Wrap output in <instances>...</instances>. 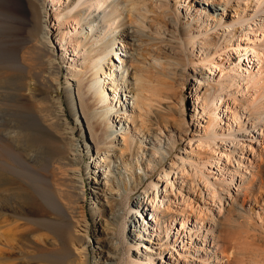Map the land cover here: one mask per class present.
<instances>
[{
	"label": "rangeland",
	"instance_id": "rangeland-1",
	"mask_svg": "<svg viewBox=\"0 0 264 264\" xmlns=\"http://www.w3.org/2000/svg\"><path fill=\"white\" fill-rule=\"evenodd\" d=\"M6 1L8 0H0V4H3L4 2L6 3ZM63 1L67 2V0ZM178 2H180L179 15L181 17L179 29L176 30V27L178 26L175 24L168 25L165 21L163 22L162 20L157 19L153 21L151 20L150 22L148 18L137 15L136 23L133 26L135 27V30L139 31V34H137L138 36L136 38L137 51L133 56L134 58L129 59V65L126 69L114 60H110L111 66L115 67L119 72V81L121 84V91H117L116 89L115 92H117V95H112L111 93V99L116 97L121 100V103L125 102V105L120 109L115 106V103H111V105L113 104L112 110L114 111V114L118 113L119 115L111 117V114H109L108 123L104 122V124L100 125L95 121L97 115L102 114L105 110L104 107L106 108V104H99L98 99L96 98V93L94 94V91L88 88V85L91 84L90 81L92 80V74L89 69L91 57L84 62V60L77 58L75 52L71 51L68 53L67 47L62 52L58 51L60 45L56 42L57 40L54 35L51 39V42L53 41L51 48L56 51V54L59 52V54H57V65L53 66L47 55L40 52L34 59V66L36 69L33 70V73L35 75H30L26 79L30 85V89H33V94L35 93L36 95L35 99L29 98V94L27 93V99L19 101L18 96H16L19 90L17 79L14 81V79L0 78V147L6 148L8 153L7 157L4 156L3 159L5 163H11V171L20 170L21 173L23 172L26 175H24L25 179L22 177L15 178V176H12L9 173L0 176V264H110V261L107 260L109 253L105 247L108 241L107 239L112 236L108 226H106L110 220L107 214V212H110V208L107 207L106 199L103 197L104 195H109L106 194V191H108L106 190L107 187L104 185L100 187L96 182H101L105 178L103 174L105 175L106 172H110L111 174V171L113 172V178L115 177L114 179L116 181H122L123 184L126 183L131 186L134 185L135 180L130 176L131 173L125 171L122 166L117 168L119 165L118 163H112L109 166L110 168H105L100 157L104 156L105 149H107L112 156L114 148L126 149V144L131 146L132 142L134 143L133 149L135 150L138 149L140 141H143L145 146L152 147L148 143L149 141L146 142V131L139 130L141 123L138 121L137 117H134L135 114H133L135 109H132V95L137 90L138 78H141L142 75L143 77L144 75H148L149 72L154 73L156 71H161V66L166 67V69L171 72V77L173 78L171 82L173 85H176H174L175 90L179 92L180 89L183 90V85L181 84H186V90L181 94L183 100L182 97L180 98V96H178L171 98L158 106L159 108H169L167 113L168 120L170 121L168 128H166L162 118L158 122L151 117L152 115L144 118V120H146L145 126L152 128V132L155 131L154 129L162 130L164 137L171 138L177 142V149L171 157L165 160L163 165L159 166V169L156 170L152 179L158 178L162 174L163 169L169 171L172 159L176 161L177 166L181 164L179 161L180 158L188 159V154L191 151L189 145L191 137L186 135L188 129L193 130V133L196 135L203 134V131L200 132L196 126L197 123L200 122L202 126L206 124L204 121L200 120L199 114L193 112L194 107L197 105V101L192 99V95H194V90L198 87L200 82L202 84H213V82L210 81L212 78L206 68L202 69L197 67V71H194L191 66L192 62H197L200 58V56H198L199 47H196L193 51V49L189 48L186 44L185 46L182 45V42L185 41L183 30L185 26H189V28H187L188 30H193L199 27L201 28L203 22H206V18H209L211 14L209 6H202V0H178ZM156 3L163 4V12L168 16L174 17L175 12H177V0L149 1L151 6H154ZM118 4L123 5L120 6V10L127 5L124 0H112V3L110 2L109 7L105 12L109 13L111 9ZM246 6L247 5L244 4L241 5L244 9ZM204 8L208 9V11L203 10ZM33 11L34 10L28 6L26 0H21V7L16 10H10L5 6H0V16L3 17V19L0 20V23H4L5 28L11 29L12 41L14 43L12 53L19 61H21L25 51L32 46V44L27 42L32 39V31L38 28V25L36 24V15ZM87 11L88 10H84L83 16H81V19H83V25L81 24L80 31L83 29L82 44L84 45H82L83 50L80 51V54L88 53L91 56V54L94 53V48H97V45L93 40L105 35L106 32L103 28L104 25L102 22L104 12H101L99 16L98 14H95L97 15V19L93 25L91 23L88 24L87 22L88 20L85 16L88 14ZM186 14L189 16L187 17ZM230 14L233 16L234 11L230 12ZM196 16L197 20L191 24L192 18H196ZM126 17V14H123L121 20H124V25L119 30L108 35L104 41H101V44H107L109 42H113L114 44V42H117L114 44L115 50L112 53L113 58L119 55L118 50H120V48L118 47V43L128 40L126 37V31L128 28ZM149 17L153 19L152 16ZM53 25L54 23L51 24V27ZM123 34L125 36H123ZM71 47L76 48L75 42H73ZM262 50L264 52V45ZM60 53L66 55V60L60 58ZM224 57L225 62L228 61V59L232 61L235 60L233 57L229 58V56L226 55ZM8 58L11 57L0 56L1 61ZM230 62L225 63V68L229 71H231L233 67V65L230 66ZM74 65H76V71L70 72L73 70L72 67ZM143 71H148V73ZM58 73L61 74L60 79H58L60 75L57 76ZM74 74H79L78 76L76 75V81H73V77H75L73 76ZM28 78L30 79L28 80ZM100 79L104 82V77H101ZM107 81L108 80H106V82ZM68 86H70V88H68ZM106 86H108V89L112 87L108 84ZM202 86L206 87V85ZM34 90L36 92H34ZM233 97L237 102L243 101L242 95L240 96L237 93H234ZM183 102L184 105H182ZM60 105L64 108L61 112L58 111ZM108 106L109 105H107V107ZM229 106L232 107L231 101L229 102ZM20 107H26V110H29L28 114L21 112ZM226 109L225 105L221 107V110L224 112ZM159 111L162 110L159 109ZM33 113L48 115L53 121H61L60 124H64V122L68 120L76 129V138H74L75 144L80 143L81 139H83L86 145H89V147L93 150L95 149V151L97 150L100 154L97 161L99 165L103 167H96L95 162H93L95 158L91 155L86 156L83 153L80 158H74V155L71 154L66 142L55 132L43 131L42 129V131L38 133L29 131L26 127L28 119L25 117L30 115V119ZM124 114L128 115L129 121H124V117H120L124 116ZM160 115H163V111L160 112ZM213 116L216 117V111ZM79 118L81 119V122L83 121L84 126H81ZM262 119H264V116ZM108 124L113 127V130L118 131L119 135L117 136V141L108 140V146L105 148L100 144V141L106 134L105 125ZM222 126L227 133V126ZM263 126L260 125L257 129L253 128L251 136L243 135L239 138L241 144L245 146L243 154H240V152L237 151L235 155L229 157V161L227 158L222 159L221 166L224 171L223 176H219L218 171L215 168L207 166L206 170H204V175H201L200 178L196 179L195 185L197 188L196 191L193 190V193L190 191L191 182L185 183L184 186L180 185L182 178L179 177L180 174L178 172L171 177V181L174 183V196L170 195L171 189H167V194L170 196L169 199L174 202L170 203V213H172L171 216H175L176 223L170 221L167 215L165 217L166 226L180 229L181 226L179 224L183 223L187 229H191L193 225L198 227L196 229L203 226V229L200 235L197 236V239L193 236L191 237V239H193V247H195L191 252L183 251L185 250L184 248H189V245L187 244V242H189L188 236H186L187 238L182 239L181 244L175 245L174 237L170 235L169 244L171 251L170 254H165L163 258L165 263L200 264L194 259H199L200 257L204 258V254L197 252L196 250L204 246V244H208L214 236L213 234H216L219 231H228L227 226L230 225L229 222L231 223V221H228L230 220L229 217H234V219L237 218L239 221H242V214H240L239 208L233 209L230 207L232 202L229 196H235L238 193L234 188H241V180H243V184L251 182L252 173L260 172L264 179V136L259 134L261 131L260 129H263L261 132L264 134ZM95 127H97L98 134H95L94 132ZM144 135L146 136L144 137ZM151 143L160 147L157 145L156 140H153ZM194 143L193 148L197 146V144L194 145ZM225 143L227 149L224 152H226V155H229L234 148L231 143L226 142V139ZM225 143L218 144L216 148L215 146H211L209 148V153L211 154L218 150H224L221 148V145H224ZM29 146L32 148H29ZM129 146L127 149H129ZM162 148L163 151H170V147L166 145V143L163 144ZM73 149H76V146H74ZM81 149L83 148L81 147ZM184 150L187 153H184ZM143 152L147 154L151 153L148 149ZM126 154L127 159H130V162L133 165L135 177L140 176V174L143 173V170L138 168L137 160L133 158L132 151H127ZM218 155L219 153H217V156ZM240 155H242V159H240ZM16 156L20 158L19 161L22 164L21 166L19 163L16 161L14 162L11 159L17 158ZM8 157L10 158L8 159ZM146 157L148 159V156ZM110 159L113 158L111 157ZM142 160L144 159L140 154L139 162L141 167L144 168V161L142 162ZM238 160L241 162V166H239ZM86 164L90 165L89 170H86ZM79 165L83 167V175H85L86 200L84 199V195L78 189L80 184L77 182L75 185L71 178L73 174L71 169L78 167ZM187 170H189V172L191 171L189 167H187ZM66 175H68L67 179ZM64 177L65 180H63ZM231 177L235 179V182L233 187L229 188V196L227 194L222 195L224 197L222 204L218 200L214 203L211 197H209L211 196L209 193H212V190H214L213 188H210V185L222 181H227V184L230 185ZM206 178H208V182L206 181ZM152 179L143 178V181L138 184L136 190L131 193L128 204H126L125 219L123 220V225L121 227L123 230L121 229L120 250L118 251L124 256L123 264H127L129 261L128 248H131V245L136 246L137 250H133L132 253L133 255H136L137 253V255L140 256L141 264H147V260L144 259V256L146 254H151L146 252L147 248H154L155 243L152 244L147 241L148 239H152L149 237L148 233H153L151 227L154 229L155 223L151 221V219H153L154 216L148 211L138 213V211L133 210V214L135 215L132 217V214H130V210H132L136 199L150 188V182ZM76 181L78 180L76 179ZM31 184H34L38 189L41 187V190L48 192L47 194H54L56 197L53 199V205L56 208L54 206L52 208L45 203H42L41 200H37V203L34 205V209L39 218L49 221L47 226L38 227L34 224L27 223L21 219L20 213L18 211L16 212L17 209H20L21 205L26 206V201L30 198L31 189L29 186ZM165 187L166 182H163L158 188V201L160 202H162L163 199L162 193L166 192ZM215 189L220 191V188L218 187H215ZM179 191L183 193V198L188 201V203L182 201V197L178 195ZM149 192L151 195L154 193L153 197L155 201V191L149 189ZM175 195H178V201L175 200ZM114 196L116 198L119 197V195ZM165 200V205H167V199ZM242 201L243 200L241 199V202L239 203H242ZM185 203L188 205L187 213L180 215V209L183 207L185 208ZM244 205L245 211L249 212L248 216H244H247L250 220L256 221L257 213L264 215V206H262V203L256 204L254 199L250 203L244 202ZM206 207L209 209L207 216H202L200 219V210ZM221 207H223L222 210ZM236 207L239 206L237 205ZM232 209L235 211L233 212ZM136 213L137 216L140 215V217L137 218ZM162 215L163 213H160V217H162ZM134 219L135 222H132ZM77 220L83 221V224L86 223L90 227L89 238L86 239L89 243V250L86 256H84V259H86L85 262L79 259L75 252V245L81 243V241L76 237L72 230H67L68 228L75 227L77 225ZM145 223L147 225H145ZM137 226H141V233H139L140 230L138 231L139 228H137ZM235 226L237 232L242 231L239 228V225ZM143 229H145V231L142 232ZM206 233H208L207 239L205 236ZM159 234L160 232H155V235L158 236ZM162 235L169 236L164 227ZM152 241L155 242V239L153 238ZM240 242L242 251L245 249L244 251L247 252L245 253L241 251L242 253H245L242 261L246 259L244 262L247 263L241 262L237 264H254L255 261L253 262V260L259 259V254L257 255V253H255L258 251H256L255 248L259 251L260 249H263L264 251V245H262L261 242H257V244L253 246L245 245L241 239ZM253 247L255 250L254 254L257 255L256 257L258 258L252 253ZM173 248L176 249L177 252L172 251ZM249 251L252 253H250L251 255L249 254L251 259L248 255ZM172 253L174 259L171 257ZM261 254L264 253L262 252ZM153 257L152 264H162V261L160 259L158 260V255L153 254Z\"/></svg>",
	"mask_w": 264,
	"mask_h": 264
},
{
	"label": "bare ground",
	"instance_id": "bare-ground-1",
	"mask_svg": "<svg viewBox=\"0 0 264 264\" xmlns=\"http://www.w3.org/2000/svg\"><path fill=\"white\" fill-rule=\"evenodd\" d=\"M124 1L127 5H125V7H122L121 10L120 6L123 5L118 4L113 9H111L109 13H106L105 11L109 7L110 2L112 3V0H67V2H64L63 0H26L28 6L31 7L32 10H34L33 12L36 15V24L38 25V28L32 31V39L27 42L29 44H32V46L27 51H25L21 61H19L12 53L14 43L12 41L11 29L5 28V24L0 23V56H9L12 58H8L4 61H1L0 59V78L10 80L14 79V81L17 79L19 90L18 94L15 92L17 95L15 93L14 94L18 96L19 101L27 99L28 94L29 98L35 99L36 95L35 93L33 94V89H30V85L28 84L26 79L30 75H35L33 73V70L36 69L34 66V59L40 52L47 55V57L51 61L50 63L53 66L57 65V54H59V52H57L56 54V51L51 48V45L53 43V41L51 42V39L54 35L55 39L57 40L56 42L60 45L58 51L62 52L67 47L68 53L71 51L75 52L77 58L84 60V62L89 57H91L89 69L92 74V80L90 81L91 84L88 85V88L94 91V94L96 93V98L98 99L99 104H106V108L104 107L105 110H102V114L97 115L95 121L100 125L104 124V122L108 123L109 114H111V117L114 115H119L117 112V114H114V111L112 110L113 104L115 103V106L120 109L125 105V102H122L124 103L122 104L121 100L117 99L116 97L111 99V93L112 95H117V92H115V90L117 89V91H121V84L119 81V72L115 69V67L111 66L110 60H114L116 63L124 67V69H126L129 65V59L134 58L133 56L137 51L136 38L138 36L137 34H139V31L135 30V27L133 26L136 23L137 15L140 17L144 16L145 18H148L150 22L151 20L153 21L157 19L162 20L163 22L165 21L168 25L175 24L176 26H178L176 27V30L179 29L181 21V17L179 15L180 2H178V0L176 3L178 8L177 12H175L174 14V17L168 16L163 12V2L161 4L156 3L154 6H151L149 4L150 0ZM243 4L247 5L245 9L241 7V5ZM0 6H5L10 10H16L21 7V0H8L6 1V3L4 2L3 4H0ZM202 6H209L211 15L209 16V18H206V22H203L201 28L199 27L193 30H188L187 28H189V26L184 27L183 36L185 37V41L182 42V45L185 46L186 44L189 48L193 49V51L196 49V47H199L198 56H200V58L197 62H192L191 66L193 67L194 71L197 69V67L202 69L206 68L209 71V75L212 78V80L210 81H212L213 84H202L201 82H198V87L194 90V95H192V99L197 101V105L194 107L193 112L199 114L200 120L204 121L206 124L202 126L200 122L197 123L196 126L200 132L203 131V134L196 135L193 133V130L188 129L186 135L188 137H191L189 141L191 151L188 154V159L180 158L179 161L181 164L179 166H177L176 161L172 159L171 165L169 166V171L163 169L162 174L158 178L152 179L156 170L159 169V166L163 165L165 160L171 157V155L177 149V142L175 140H172L171 138L164 137L162 130L154 129L156 132H152V128L145 126L146 120H144V118L152 115L151 117L156 122H158L162 118L163 123L166 125V128H168L170 121L168 120L167 113L169 108H159L158 106L162 105L165 101H168L171 98H175L178 96H180L181 98V94L186 90V84H181L183 85V90L180 89V92L175 90V84L173 85L171 82L173 79L171 77V72L163 66H161L160 68V70L162 69L161 71H156L154 73L149 72V74L144 75V77L141 74L142 77L138 78L139 80L137 90L132 95V109H135V111L133 112V114H135L134 117H137L138 121H140L141 127L139 130L146 131L147 136L144 135V137L146 136V142L149 141L148 143L152 147L145 146L143 144L144 142L140 141L138 149L135 150L133 149L134 143L132 142L131 146L126 144V149L114 148V153H112V156L109 154L107 149H105L104 156L100 157L105 168H110L109 166L112 163H118L119 165L117 166V168L119 166H122L125 171L131 173L130 176L135 180L136 183L129 186L126 183L123 184L122 181H116L114 179L115 177L113 178L112 176V171L111 174L110 172H106L105 175L103 174L105 178L101 182H96L100 187L103 185L106 186V190L109 191L108 192L105 190L106 194H108L109 196L104 195L103 197L106 199L107 207L110 208V212H107L110 220L108 221V223L106 222V226H108V229L110 230L112 236L111 238L107 239L108 241L105 246L107 252L109 253L107 260L110 261V264L124 263V256H122L118 251L120 250L119 247L121 244V227L123 225V220L125 219L126 204H128L131 193L136 190V187L141 181H143V178L152 179L149 189L155 191V201L153 197L154 193H152L151 195L148 189V191H146L143 195H140L136 199L132 210H130V214H132L133 217L135 215L133 214V210H136L138 211V213L148 211L152 216H154L151 221L155 223V227L154 229L153 227H151L153 233H148V235L152 239L154 238L155 242H153L152 239H148L147 241L149 243L155 244L154 248L148 247L146 250V252L152 254H146L144 256V259L147 260V264L153 263V254L159 256L158 260L160 259L162 261V264H167L165 263L163 258L165 254H170L171 251V247L169 244V237H171L170 235L174 237L175 245L181 244L182 239L187 238L186 236H188L189 242H187V244L189 245V248H184L185 250L183 251H193V248L195 249V247H193V239H191V237L193 236L195 239H197V236L200 235L203 226L199 229H196L198 227H195L194 225L192 226V224V228L187 229L183 225V223L179 224L181 226L180 229L173 228L172 226H166L165 217L167 215L170 221H174L176 223L175 216H171L172 213H170V203L173 201L169 199L170 196L167 194V189H171L170 195L174 196V183L173 181H171V177L173 175H176V173L178 172L180 174L179 177L182 178V182L180 185L184 186L185 183L191 182L190 191H192L193 193V190L196 191L197 188L195 185L196 179L200 178L201 175H204V170H206L207 166L215 168L218 171V175L223 176L224 171L221 166L223 161L222 159L227 158V160L229 161V157L235 155L237 151H239L240 154H243L245 151V146L241 144L239 138L243 135L251 136L253 128L257 129L260 127V125H264V119H262V117L264 116V52L262 50V47L264 45V0H202ZM84 10H88V14L85 15L86 19L88 20V24L91 23L93 25L95 24L97 19V15L95 14H98L99 16L101 12H104L102 22L104 25L103 28L105 29L106 33L105 35L93 40V42L96 43L97 48H94V53L91 54V56L88 53L80 54V51L83 50L82 45H84L82 44L83 29L82 31H80V26L81 24L83 25V19H81V16H83ZM203 10L208 11V9L206 8H204ZM233 11L234 15L231 16L230 12ZM123 14H126L127 16L126 24L128 28L126 31V37L128 38V40L118 43V47L120 48V50H118L119 55L113 58L112 53L115 50L114 44L117 42H114V44L113 42L101 44V41H104L108 35L113 34L124 25V20H121ZM149 16H152L153 19ZM186 16L188 17L189 15L186 14ZM2 19L3 17L0 16V20ZM195 20H197V16L196 18H192L191 24L194 23ZM53 23L54 25L51 27V24ZM123 36L125 35L123 34ZM73 42H75L76 48L71 47L73 45ZM225 55L229 56V58L233 57L235 60L232 61L228 59V61L225 62ZM60 58L62 60H66V55H64V53H60ZM229 62L230 66L233 65L231 71L225 68V63ZM72 68L73 70L70 72L76 71V65H74ZM146 72L148 73V71ZM59 74L60 73H58L57 76ZM76 75L78 76L79 74L73 75L75 76L73 77V81L77 80ZM60 77L61 74L59 75L58 79H60ZM101 77H104V82L100 79ZM29 79L30 78H28V80ZM106 80L108 81L106 82ZM107 84L112 87L108 89V86H106ZM202 85H206V87ZM68 88H70V86H68ZM34 92L36 91L34 90ZM234 93H237L240 96L242 95L243 101L237 102L236 100H234ZM230 101L232 102V107L229 106ZM111 103L113 104L111 105ZM107 105L109 106L107 107ZM182 105H184V102L182 103ZM224 105L227 108L225 112L221 110V107H223ZM20 109V111L24 112V114H28L29 112V110H26V107H20ZM159 109L163 111V115H160V112L162 111H159ZM63 110V106L60 105L58 107V111L61 112ZM215 111L216 117L213 116ZM29 116L25 117L26 119H28V122H26V127L29 131L37 133L41 132L42 130L55 132L66 142L68 149H70L71 154L74 155V158H80L83 153L86 156L91 155L95 158L93 161L95 162V166L98 168L103 167L99 165L97 161L100 155L97 150L95 151V149L93 150L91 147H89V145H86L83 139H81L80 143L75 144L74 138H76V129L68 120L64 122V124H60L61 121H53V119H50L48 115L33 113L30 117V121ZM120 117H124V121H129V117L127 114H124V116ZM79 121L81 123V126H84L83 121L81 122V119ZM108 125H105L106 134L100 141V144H102V146H104L105 148H107L108 146V140L117 141V136L119 135L118 131L113 130V127ZM222 125L227 126V133L225 132V129ZM260 130L262 131L263 129ZM261 131L259 134L264 136ZM94 132L95 134H98L97 127L94 128ZM225 139L226 142L231 143L232 147L234 148L229 155H226V152H224L227 149ZM153 140H156L157 145H159L160 147H157L155 146V144L151 143ZM164 143H166V145L170 147V151H163L162 146ZM193 143L194 145L197 144L196 147L194 146L195 148H193ZM220 143H225L224 145H221V148H223L224 150H218L210 154L209 148L211 146H215L216 148ZM74 146H76V149H73ZM128 146L129 149H127ZM81 147L83 149H81ZM29 148L32 147L29 146ZM147 149L150 150L151 153L147 154L143 152ZM127 151H132L133 158L137 160L138 168L140 170H143V173L140 174V176L135 177L133 165L130 162V159H127L126 157ZM184 153L187 152L185 151ZM217 153H219L218 156ZM140 154L144 159L142 160V162L144 161V168L141 167L139 162ZM7 155L8 153L6 148L0 147V176H3V174L5 173H9L12 176H15V178L22 177L23 179H25V173H21L20 170L11 171V163H5L3 157H7ZM110 156L113 159H110ZM146 156H148V159ZM9 158L10 157H8V159ZM242 158V155H240V159ZM11 159L14 162L16 161L17 163H19L20 166L22 165L19 161V157ZM238 163L239 166H241V162H239V160ZM89 167L90 165L86 164V170H89ZM187 167L191 169L190 172L189 170H187ZM71 172L73 173L71 176L72 182H74L75 185L77 182L80 184V187L78 189L84 195V199L86 200V185L85 175H83V167L79 165L78 167L72 168ZM67 177L68 175H66V179ZM251 178L252 181L248 184H243L244 182L243 180H241V188H234L238 192L235 196H229V188L233 187L235 182V179L233 177H231L230 185L227 184V181L213 183L210 185V188L214 189H210L212 190V193H209V195H211L209 197H211L213 202L215 203L216 200H218L222 204L224 201V197L222 195L227 194L232 202L230 207L233 209L239 208L240 214H242V221H239L237 218L234 219V217H229L230 220L228 221H231V223L229 222L230 225L227 226L228 231L225 229L226 231L224 232L219 231L218 233L213 234L214 236L208 242V244H204V246L196 250L197 252L204 254V258L200 257L199 259H194L197 260L198 263H243L246 259L243 261L242 259L247 252L244 251L245 249L242 251L240 247V239L245 245L253 246L257 244V242H261L262 245H264V215L257 213L256 221L250 220V218L247 217L249 215V212L245 211L244 205V202L250 203L254 199L256 204L262 203V206H264V179L260 172L252 173ZM76 179L78 181H76ZM63 180H65V177L63 178ZM206 181L208 182V178H206ZM163 182H166V192L162 193L163 199L162 202H160L158 201V188L160 184H163ZM215 187L220 188V191L215 189ZM29 188L31 189L30 198L28 199V201H26V206L21 205L20 209H17L16 212L18 211L20 213L21 219H23L27 223L34 224L38 227L47 226L49 224V221L39 218L37 212L34 209V205L35 203H37V200H41L42 203H45L46 205L53 208V199L56 197L54 194H47L48 192H44L43 190H41V187L38 189L34 184H31ZM182 194L183 193H181L180 191L178 192V195L182 197V201L188 203V201L183 198L184 195ZM114 195H119V197L116 198ZM178 195H175V200L177 201ZM165 199H167V205H165ZM241 199L243 201L242 203H239L241 202ZM237 205L239 207H236ZM187 207L188 205L185 203V208L183 207L180 209V215H184L185 213H187ZM222 208L223 207H221V210ZM208 210L209 209L207 207L200 210V219L202 218V216H207ZM160 213H163L162 217H160ZM136 217L138 218L140 217V215L137 216L136 213ZM132 222H135V219ZM145 225L147 224L145 223ZM235 225H239V228L242 231L237 232ZM163 227L165 228V231L169 234V236L162 235ZM137 228H139V231L141 229V226H137ZM67 230H72L76 237H78V239L81 241V243H77V245H75V252L78 258L85 262L86 259H84V256H86L89 250V243L86 240L87 238H89L90 234L89 225H87L86 223L83 224V221L77 220V225L75 227L68 228ZM143 231H145V229H143L142 232ZM155 232H160V234L157 236L155 235ZM139 233H141V230L139 231ZM207 234L208 233H206L205 235L206 239ZM135 249V245H131V248H128L129 261L127 262V264H141L140 256H138L137 253L136 255H133L132 253V251ZM255 249L256 251H258L255 252L257 253V255H260L262 252L264 253L263 249H260V251L257 248ZM252 250L253 255H255L254 247ZM172 251L177 252V250L174 248L172 249ZM241 251L245 253H242ZM250 253L251 252L249 251L248 255ZM250 255L249 258L251 257ZM257 255H255V257ZM259 255V259L253 260V262L255 261L254 264H264V254H261L260 256ZM171 257L172 259H174L173 253L171 254Z\"/></svg>",
	"mask_w": 264,
	"mask_h": 264
}]
</instances>
